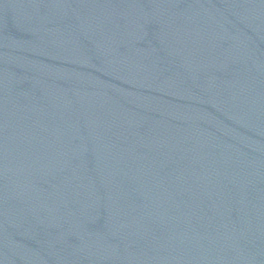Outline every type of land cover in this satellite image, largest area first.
I'll return each instance as SVG.
<instances>
[{
	"label": "water",
	"instance_id": "water-1",
	"mask_svg": "<svg viewBox=\"0 0 264 264\" xmlns=\"http://www.w3.org/2000/svg\"><path fill=\"white\" fill-rule=\"evenodd\" d=\"M0 264H224L116 123L2 15Z\"/></svg>",
	"mask_w": 264,
	"mask_h": 264
}]
</instances>
